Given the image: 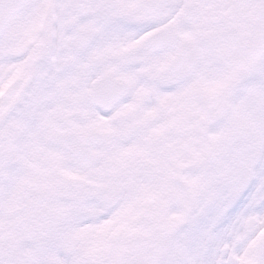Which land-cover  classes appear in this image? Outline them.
Masks as SVG:
<instances>
[{"label":"snow or ice","instance_id":"1","mask_svg":"<svg viewBox=\"0 0 264 264\" xmlns=\"http://www.w3.org/2000/svg\"><path fill=\"white\" fill-rule=\"evenodd\" d=\"M0 264H264V0H0Z\"/></svg>","mask_w":264,"mask_h":264}]
</instances>
